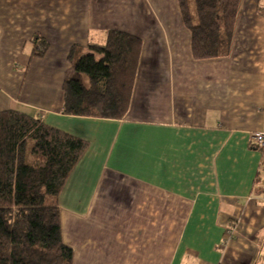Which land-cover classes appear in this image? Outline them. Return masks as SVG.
<instances>
[{"label":"crops","instance_id":"crops-1","mask_svg":"<svg viewBox=\"0 0 264 264\" xmlns=\"http://www.w3.org/2000/svg\"><path fill=\"white\" fill-rule=\"evenodd\" d=\"M263 13L241 0L231 55L198 61L180 0H0V112L89 142L59 198L75 264L152 263L155 242L162 264H264ZM112 30L143 40L127 117L64 115L72 49Z\"/></svg>","mask_w":264,"mask_h":264},{"label":"trees","instance_id":"trees-1","mask_svg":"<svg viewBox=\"0 0 264 264\" xmlns=\"http://www.w3.org/2000/svg\"><path fill=\"white\" fill-rule=\"evenodd\" d=\"M180 0L195 60L227 58L241 0ZM264 15V13H263ZM34 56L48 43L37 37ZM143 40L112 30L91 53H70L75 76L63 86V114L124 120L130 110ZM102 55L97 59L96 55ZM89 142L45 124L37 115L0 112V264H75L64 241L59 198Z\"/></svg>","mask_w":264,"mask_h":264},{"label":"rangeland","instance_id":"rangeland-1","mask_svg":"<svg viewBox=\"0 0 264 264\" xmlns=\"http://www.w3.org/2000/svg\"><path fill=\"white\" fill-rule=\"evenodd\" d=\"M193 3L191 1H187V5L188 6V11H190L191 5ZM193 7V5H192ZM155 240L157 238H159L158 234L154 235ZM173 237L170 235V238L168 241H172ZM165 241V240H164ZM163 241V242H164ZM172 243H163L161 244V246H159V243L155 242L154 246H155V251H154V258L152 260V263L150 262V260H142V259H137V260H133V262H136L137 264H162L164 261H166V256L167 254L170 253L169 248L171 247ZM158 248V250H157Z\"/></svg>","mask_w":264,"mask_h":264},{"label":"built area","instance_id":"built-area-1","mask_svg":"<svg viewBox=\"0 0 264 264\" xmlns=\"http://www.w3.org/2000/svg\"><path fill=\"white\" fill-rule=\"evenodd\" d=\"M252 142L259 149L264 150V131L255 132L252 134ZM261 188V185L259 186Z\"/></svg>","mask_w":264,"mask_h":264}]
</instances>
